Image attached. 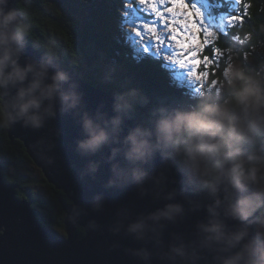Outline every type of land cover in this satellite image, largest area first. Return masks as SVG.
I'll use <instances>...</instances> for the list:
<instances>
[{
  "label": "clouds",
  "instance_id": "1",
  "mask_svg": "<svg viewBox=\"0 0 264 264\" xmlns=\"http://www.w3.org/2000/svg\"><path fill=\"white\" fill-rule=\"evenodd\" d=\"M29 30L9 0H0V129L39 131L77 113L80 178L95 179L107 165L105 190L131 186L139 198L163 202L135 213L121 205L107 225L87 220L86 231L130 239L135 246L115 240L111 247L134 264H264V77L232 60L215 89L189 102L152 105L138 88L123 87L113 92L110 112L99 105L89 113L78 83L53 54H27ZM114 73L106 69L102 82L111 84ZM140 108L148 112L137 120ZM48 133L33 147L51 163L63 130ZM103 209L96 193L89 208L74 206L68 219L78 223ZM201 211L188 230L180 227Z\"/></svg>",
  "mask_w": 264,
  "mask_h": 264
},
{
  "label": "trees",
  "instance_id": "2",
  "mask_svg": "<svg viewBox=\"0 0 264 264\" xmlns=\"http://www.w3.org/2000/svg\"><path fill=\"white\" fill-rule=\"evenodd\" d=\"M25 1L26 6L19 3L18 11L30 26L27 42L44 54H53L58 63L72 68L93 87L112 92L135 87L151 99L152 105L192 100L183 88L170 82L159 59L135 52L123 41L114 9L119 3L109 5L106 0H98L89 7L82 0ZM214 4L215 15L232 13L224 0ZM234 16L240 23L222 36L221 46L248 71L263 77L264 0H240ZM245 36L249 38L245 40ZM108 68L115 69L111 84L102 82ZM221 71L218 69L214 75L219 81ZM147 112V108L138 109L137 120L146 118ZM0 160L5 181L18 185L16 196L22 199L30 194L38 221L52 233L63 231L64 213L58 202L62 193L49 185L39 170L36 178L24 173L33 164L21 142L11 145L6 129H0ZM39 187L46 188L49 197L37 196L35 189ZM79 233L82 234L81 229Z\"/></svg>",
  "mask_w": 264,
  "mask_h": 264
},
{
  "label": "water",
  "instance_id": "3",
  "mask_svg": "<svg viewBox=\"0 0 264 264\" xmlns=\"http://www.w3.org/2000/svg\"><path fill=\"white\" fill-rule=\"evenodd\" d=\"M20 2L22 6H26L25 0H9V7L18 10ZM27 44L28 55H45L28 42ZM58 64L78 83L82 94V110L93 113L99 105H103L104 110L110 112L112 91L95 88L80 78L72 68ZM78 121L77 113H69L58 116L39 131L24 128L19 124L6 129L11 145L14 141L21 142L45 181L62 193L58 202L64 213L65 237H57L38 221L28 194L25 199L16 196L17 185L5 181L2 175L3 166L0 163V264H134L131 257L111 247L115 240H120L122 246H135L130 239L112 236L107 231L93 233L86 231L84 226L89 219H95L101 225L109 224L121 205L129 206L135 213L152 210L162 206L163 202L157 203L149 195L139 198L131 186L123 190H105L103 185L109 175L107 165L101 166L95 179L82 180L79 173L85 164V158L75 151V141L81 137ZM49 128L63 130L62 135L55 140V149L49 154L51 163L38 155L33 147L38 140L48 136ZM104 151L106 154L107 150ZM171 175L179 179L175 173ZM96 193H102L104 196L103 211H89L88 216L82 217L78 223L70 222V210L76 205L89 208ZM203 215V211L193 214L191 219L180 227L188 230L191 224ZM80 229L82 234L79 233Z\"/></svg>",
  "mask_w": 264,
  "mask_h": 264
},
{
  "label": "rangeland",
  "instance_id": "4",
  "mask_svg": "<svg viewBox=\"0 0 264 264\" xmlns=\"http://www.w3.org/2000/svg\"><path fill=\"white\" fill-rule=\"evenodd\" d=\"M82 1L86 6H89V7L93 6L95 3L98 2V0H82ZM216 1H219V0H184V2L188 5L189 11H191V4L196 3L197 7L200 8L201 12H204L203 3L204 2L209 3L211 5L210 11L212 13V16L215 18L211 22L206 20L205 23L208 26L210 31H216V36L210 38L211 42L205 45L203 51L200 52L199 57H198L202 60L203 57L207 55L209 56V59L213 61V63L208 65L207 67L201 64L196 69V71L198 73H203L207 71L208 76L206 78L202 76L200 80H196L194 76L191 77L188 75L187 69H181L178 66H173L168 61L164 60L162 56H156L155 49L152 47V45H149V52L145 53L143 51L142 46L137 42L138 38L135 36V33L132 31V28L135 25L139 24L141 20L145 22H149L155 19L154 13H152L150 9H147V4L142 5L140 3V0H111V1L106 0V2L109 5H112L113 2L119 3V5L114 8L119 18L118 21L116 22H117L118 28L121 31L123 41L128 45V47L134 50L135 52L138 51V52H141L146 55L159 59L161 62V68L167 73V76L170 79V82L177 84L178 87L183 88V90H185V93L187 94L189 98L195 97L200 92L215 89V87L220 83V81L217 80V78H214V75H217L218 73V69L222 70L227 62L236 60L233 54L229 53L228 50H226L224 47L221 46V41L223 40L222 36L227 34L230 28H233L236 25V23H240L239 18H236L235 20H233L232 23L228 22V18L230 16H234L235 9L239 7L240 0L238 3H237V0H224L225 2L228 3V6L231 8L230 10L232 13H227V14L220 13L218 15H215L214 13V9L217 8L214 4L216 3ZM156 2L158 3V0H156ZM170 6H171L170 0H166V3L163 7H170ZM166 15L170 16V14H167V13ZM221 18L224 19V30L223 31H220L218 28V24ZM180 19H183V17H180ZM192 22L198 23L197 18L193 16ZM158 28L162 29V25L158 24ZM165 35H168V33H165ZM197 40L201 42L204 40V34L202 30L197 33ZM216 50L220 51L221 53L220 56L216 55ZM213 81H216V83L214 84ZM0 163H1V160H0ZM24 173L26 175H30L31 177H35V178L39 177L38 169L36 168L34 164L27 166L25 168ZM11 184H14V183H11ZM16 190H18V185H17ZM35 193L37 194V196H43L45 198L49 197V194L46 188L39 187V190L36 191L35 189ZM28 195L30 197V194ZM22 199H25V198H22ZM31 200L32 199L30 197V202L32 204ZM54 235H56L57 237L64 238L65 237L64 227H63V231L57 232V234L54 233Z\"/></svg>",
  "mask_w": 264,
  "mask_h": 264
},
{
  "label": "snow or ice",
  "instance_id": "5",
  "mask_svg": "<svg viewBox=\"0 0 264 264\" xmlns=\"http://www.w3.org/2000/svg\"><path fill=\"white\" fill-rule=\"evenodd\" d=\"M238 2L239 0H237ZM140 3L147 4V9H150L155 15V19L149 22L141 20L132 28L143 51L149 52V45H152L156 56H162L173 66L187 69L188 75L194 76L196 80H200L202 76L206 78L207 71L198 73L196 69L201 64L207 67L213 63L207 55L202 60L198 58L205 45L211 42L210 38L216 36V31H210L205 23L206 20L211 22L215 19L210 11L211 5L204 2V12H201L196 3L191 4V11H189L184 0H170V7H163L166 0H158V3L156 0H140ZM193 16L197 18L198 23L192 22ZM235 19V16H230L228 22L232 23ZM158 24L162 25V29L158 28ZM218 28L220 31L224 30L223 18L220 19ZM201 30L204 34L202 42L197 40V33ZM216 55H221L219 50H216ZM213 83L215 84L216 81Z\"/></svg>",
  "mask_w": 264,
  "mask_h": 264
}]
</instances>
